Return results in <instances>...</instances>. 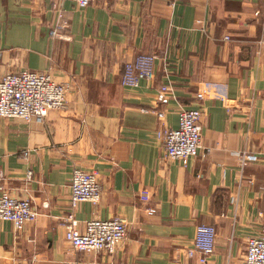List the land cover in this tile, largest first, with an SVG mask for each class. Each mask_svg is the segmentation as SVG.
Listing matches in <instances>:
<instances>
[{
	"label": "crops",
	"instance_id": "obj_1",
	"mask_svg": "<svg viewBox=\"0 0 264 264\" xmlns=\"http://www.w3.org/2000/svg\"><path fill=\"white\" fill-rule=\"evenodd\" d=\"M60 8L70 38L50 34ZM142 52L156 55L155 77L124 84V64ZM0 62V74L51 70L70 84L66 107L44 121L0 116V194L39 210L20 231L0 220V264H201L187 253L199 223L218 232L207 264L241 263L264 222V0H0ZM165 82L176 91L167 126L181 106L204 108L197 156L163 157L152 108ZM243 150L260 159L242 167ZM77 167L98 172L103 196L79 204L80 228L95 211L128 221L114 254L66 240Z\"/></svg>",
	"mask_w": 264,
	"mask_h": 264
},
{
	"label": "built area",
	"instance_id": "obj_2",
	"mask_svg": "<svg viewBox=\"0 0 264 264\" xmlns=\"http://www.w3.org/2000/svg\"><path fill=\"white\" fill-rule=\"evenodd\" d=\"M74 1L79 7L84 8L94 0ZM66 26L65 12L60 8L58 21L50 30L51 36L70 38L69 34L62 32ZM155 60V54L142 52L127 61L123 69V83L137 85L142 77L152 80L155 77ZM69 89L70 84L58 80L51 70L38 71L24 68L0 74V116L19 117L28 122L32 119L44 121L52 109L66 107ZM207 90L208 86L205 82L198 84L195 95L200 102L204 100ZM174 98H176L174 85L171 82L162 83L158 88L157 104L152 108L161 122L157 137L162 142L163 157L197 156L202 148L201 120L204 116V108L201 105L181 106L178 126L170 127L164 121L167 115L165 105ZM238 156L242 167L250 161L260 159L258 153L246 150L240 151ZM32 175L33 171L30 170L28 176ZM71 178L70 208L62 221L66 229V240L78 251L114 254L128 236V221L121 216L101 218L95 211L94 215L85 221L84 229H81L76 209L84 201H91L97 206L103 197L102 185L95 170L77 167ZM140 197L144 203L150 202L149 194L143 193ZM156 211V205H147L148 214H154ZM38 215L39 210L31 198L14 197L3 189L0 194V220L13 222L20 231L28 222L35 221ZM196 233L193 245L188 248L187 253L191 257L197 256L201 264H207L216 248L217 227L212 223H199ZM240 264H264V222L260 231L248 238L247 250Z\"/></svg>",
	"mask_w": 264,
	"mask_h": 264
},
{
	"label": "bare ground",
	"instance_id": "obj_3",
	"mask_svg": "<svg viewBox=\"0 0 264 264\" xmlns=\"http://www.w3.org/2000/svg\"><path fill=\"white\" fill-rule=\"evenodd\" d=\"M16 118H19V117H16ZM22 119V118H21ZM99 178V177H98ZM101 180V179H100ZM101 182V181H100ZM9 192V191H8ZM10 193V192H9ZM11 194V193H10ZM13 196V195H12ZM15 197V196H14ZM28 198V197H27ZM100 202V201H99ZM247 245H248V243H247Z\"/></svg>",
	"mask_w": 264,
	"mask_h": 264
}]
</instances>
